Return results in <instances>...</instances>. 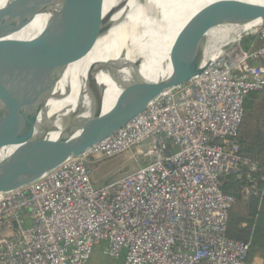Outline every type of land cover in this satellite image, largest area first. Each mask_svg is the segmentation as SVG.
<instances>
[{"label": "built area", "instance_id": "1", "mask_svg": "<svg viewBox=\"0 0 264 264\" xmlns=\"http://www.w3.org/2000/svg\"><path fill=\"white\" fill-rule=\"evenodd\" d=\"M200 75L159 95L116 134L40 180L0 195V264H86L94 247L125 264H245L225 236L234 200L262 195L264 173L235 139L243 103L264 88V24ZM130 153L135 170L94 189L92 160Z\"/></svg>", "mask_w": 264, "mask_h": 264}, {"label": "water", "instance_id": "2", "mask_svg": "<svg viewBox=\"0 0 264 264\" xmlns=\"http://www.w3.org/2000/svg\"><path fill=\"white\" fill-rule=\"evenodd\" d=\"M101 4L102 0H11L0 7V41L38 17H47L46 23L55 26L54 35L48 39L0 44V58L13 48L26 55L49 57L46 68L32 69L24 75V82L12 81L13 87L8 88L0 74V195L33 184L67 159L82 155L116 134L159 95L200 75L243 35L264 24L261 2L208 3L192 15L177 35L161 66L163 77L154 82L145 79L141 73L143 59L98 67L87 76L75 107L65 115L50 117L48 102L70 95L53 93L55 78L50 73L67 65L69 58L59 57L61 51L72 46L81 50L95 39L94 30L101 25ZM100 73L110 77L119 91L106 111V87L97 82ZM34 77L42 83L28 84ZM37 118L43 123L38 135L21 126ZM18 145L23 147L15 148ZM123 168L131 172L135 164L128 161Z\"/></svg>", "mask_w": 264, "mask_h": 264}, {"label": "bare ground", "instance_id": "3", "mask_svg": "<svg viewBox=\"0 0 264 264\" xmlns=\"http://www.w3.org/2000/svg\"><path fill=\"white\" fill-rule=\"evenodd\" d=\"M106 1L108 0H102L99 14L101 25L94 30L95 39L82 48L83 50L72 46L60 52L59 57L69 58V61L61 70L50 73L55 78L53 93L66 95L69 92L70 95L61 101L52 99L48 102L50 117L65 115L75 107L78 97L83 94L87 76L98 67H107L121 60L132 62L135 59H143L141 73L145 79L154 82L157 78L163 77L165 73L161 66L185 23L201 7L216 0H139L113 7L108 6ZM241 1L264 4V0ZM89 15L91 13L85 18ZM47 19L43 17L33 33L16 32L14 37L23 41L52 37L55 26L47 24ZM17 54L19 66H23V69L14 73L12 71L14 68H11L2 73L4 84L8 88L13 87L12 81L24 82V75L30 73L32 69L38 68L42 71V68L49 64V57L46 56L26 55L23 51ZM97 82L106 87L104 104L106 111L111 107L119 91L113 80L104 73L98 74ZM41 83V79L34 77L28 84ZM42 124L41 119L37 118L34 122L21 126L32 129L35 135H38ZM22 147L18 145L15 148Z\"/></svg>", "mask_w": 264, "mask_h": 264}, {"label": "trees", "instance_id": "4", "mask_svg": "<svg viewBox=\"0 0 264 264\" xmlns=\"http://www.w3.org/2000/svg\"><path fill=\"white\" fill-rule=\"evenodd\" d=\"M253 39L250 34L243 35L239 44L246 50ZM235 143L242 159L257 164L258 171L252 177L258 178L264 173V88L245 98ZM239 187L240 182L232 176L222 187V192L234 200L227 213L225 236L249 243L245 264H264V191L262 195L243 199L239 196Z\"/></svg>", "mask_w": 264, "mask_h": 264}, {"label": "rangeland", "instance_id": "5", "mask_svg": "<svg viewBox=\"0 0 264 264\" xmlns=\"http://www.w3.org/2000/svg\"><path fill=\"white\" fill-rule=\"evenodd\" d=\"M11 0H0V7H2L5 3ZM134 1L139 0H108L106 2L108 6H118ZM43 17H38L33 21L30 25L27 27L19 30L20 33H33L35 31V28L39 25L41 19ZM5 41H23L20 39H16L14 37V34L10 37L6 38L4 41L1 40V43H4ZM22 53V50L18 48H13L7 55L0 58V74L8 71L13 66L16 67V69L13 71L14 73L19 72L21 69H23V66L20 67L17 59V53ZM18 63V65H17ZM17 65V66H16ZM11 74V73H10ZM130 160V153L124 152L122 154H119L117 156L111 157L109 159H99V160H92L88 163L89 168L91 169V179L94 189H98L103 187L105 184L108 183L109 180L113 178L120 177L122 175L127 174V169L123 168L126 162ZM126 169L124 172L122 170ZM106 245L103 242H100L98 245H96L87 260L86 264H125V253L123 252L118 259H112L108 256L104 255L103 251L105 249Z\"/></svg>", "mask_w": 264, "mask_h": 264}, {"label": "flooded vegetation", "instance_id": "6", "mask_svg": "<svg viewBox=\"0 0 264 264\" xmlns=\"http://www.w3.org/2000/svg\"><path fill=\"white\" fill-rule=\"evenodd\" d=\"M126 164H128V162H127ZM126 164H125V165H126ZM125 170H126V169L122 170V172H124Z\"/></svg>", "mask_w": 264, "mask_h": 264}, {"label": "crops", "instance_id": "7", "mask_svg": "<svg viewBox=\"0 0 264 264\" xmlns=\"http://www.w3.org/2000/svg\"><path fill=\"white\" fill-rule=\"evenodd\" d=\"M253 41V40H252ZM252 41L249 43V45L252 43ZM127 163V162H126Z\"/></svg>", "mask_w": 264, "mask_h": 264}]
</instances>
